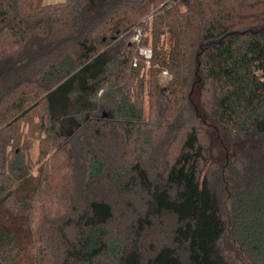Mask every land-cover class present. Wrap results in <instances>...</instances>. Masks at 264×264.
<instances>
[{
    "label": "trees",
    "instance_id": "obj_1",
    "mask_svg": "<svg viewBox=\"0 0 264 264\" xmlns=\"http://www.w3.org/2000/svg\"><path fill=\"white\" fill-rule=\"evenodd\" d=\"M44 1L0 0V264H225L220 197L202 178L200 107L256 143L247 166L225 153L224 172L242 176L231 193L232 233L252 264H264V0ZM136 27L153 50L151 86L163 112L181 97L193 125L177 128L180 148L152 174L141 157L117 166L118 152L103 141L143 132ZM40 108L46 148L57 151L34 173L21 123L33 124ZM58 166L68 196L51 193ZM107 189L141 197L142 206H129L128 232L112 229ZM165 214L176 222L172 243L146 256L140 243Z\"/></svg>",
    "mask_w": 264,
    "mask_h": 264
},
{
    "label": "rangeland",
    "instance_id": "obj_2",
    "mask_svg": "<svg viewBox=\"0 0 264 264\" xmlns=\"http://www.w3.org/2000/svg\"><path fill=\"white\" fill-rule=\"evenodd\" d=\"M64 1L66 0H45L44 3L49 5ZM145 35L144 33V36ZM140 57V54L139 57L136 56L134 63L143 66L141 77L144 78L146 83L143 96L145 113L144 123H142L143 132L140 135L136 133L133 138L130 139L122 137L116 132L112 137H108L106 140L102 138V140L105 142L107 141V145L110 144V146H112V152H118V154L115 153L119 160L117 166H123L126 163L129 164L130 162L136 161L137 157H141L143 167L152 174L154 171L155 173H159L163 169V164L160 161L161 157L164 156L165 160L172 161L180 148L182 134L177 128L184 126V132L191 130L193 125L188 124L187 118L183 117L185 116L183 115V111L186 103H180L179 99H181V97L177 98L178 100H176L175 104L169 105L167 112H163L164 106L162 105L165 99L159 96V91L155 90L154 83L153 86H151L152 78L150 72L153 68L152 60L146 61L144 59L142 60ZM165 73L167 75H165ZM158 77L162 85H166L172 80L168 71H163ZM194 89L193 96L195 101L199 93V87L196 86ZM165 106L167 105L165 104ZM42 112L43 110L40 108L30 115L31 118L33 117V124H30V119L21 123L22 131L33 141V150L31 154L34 161L37 162L34 173L40 169V166L45 161L49 163L50 158L57 151L47 150L46 148L50 146L51 141L46 134L43 133V129H40L42 122L40 114ZM198 113L202 118L200 122L194 123V125L201 137L206 159L202 178L207 175L209 183L219 195L222 218L226 225V232L220 243L219 251L225 264H252L247 253L243 250L232 233L233 206L231 193L234 188V182L237 181L236 185H239L242 176L237 172L235 174H230L228 171L224 172V157L225 153L227 156L235 153L242 160L243 165L247 166L249 160H252V157H254L256 143L252 139L235 136L221 125L219 121L212 117L211 110L200 107ZM44 151H47L48 155L41 159V154ZM61 159L60 156L58 164L59 162L62 163ZM238 166L239 164H235V167ZM59 170L58 166L54 173L50 171L53 178H55L54 180L60 184L59 187L55 186L52 188L51 193L54 194L56 191L59 197L61 194L62 196H68L69 189L64 190V187L67 185L69 178H63V171ZM87 179V176H85V181H87ZM74 180L76 181L75 176ZM105 193L108 194L109 201L112 202L116 210L117 218L112 224V229L114 227L116 233L118 230L123 233L126 231L128 232L130 230L128 226H130L132 223L131 219L134 217L132 214L133 211L131 210L133 207L129 206H142L141 197L136 194H130V192L124 195L123 193L117 192V190L111 191L110 189H107ZM45 202L46 200L41 201V203ZM175 225L176 222L174 217L165 214L153 223L152 228L147 229L145 232V239L140 243L146 256H151L153 249H159L164 245H170L172 243ZM122 236L125 237L126 235L124 234Z\"/></svg>",
    "mask_w": 264,
    "mask_h": 264
},
{
    "label": "built area",
    "instance_id": "obj_3",
    "mask_svg": "<svg viewBox=\"0 0 264 264\" xmlns=\"http://www.w3.org/2000/svg\"><path fill=\"white\" fill-rule=\"evenodd\" d=\"M144 38V30L140 27L134 28V36H133V43L138 45V50L140 56L146 60L151 61L153 59V50L150 47L142 45V40ZM165 75H167L165 73Z\"/></svg>",
    "mask_w": 264,
    "mask_h": 264
}]
</instances>
